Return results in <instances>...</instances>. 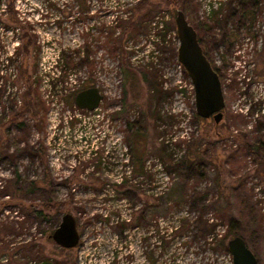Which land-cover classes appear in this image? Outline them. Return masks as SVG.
Wrapping results in <instances>:
<instances>
[{"label": "rangeland", "instance_id": "1", "mask_svg": "<svg viewBox=\"0 0 264 264\" xmlns=\"http://www.w3.org/2000/svg\"><path fill=\"white\" fill-rule=\"evenodd\" d=\"M217 1L208 20L204 0H0V227L16 228L0 232V263L233 264L222 242L234 218L264 264V148L245 146L264 144V0ZM179 9L220 73V123L197 114L175 59L165 29ZM94 86L104 101L80 109ZM32 180L64 202L48 218L33 214L48 193ZM67 213L81 234L71 249L49 238ZM32 239L46 259L30 257Z\"/></svg>", "mask_w": 264, "mask_h": 264}, {"label": "water", "instance_id": "2", "mask_svg": "<svg viewBox=\"0 0 264 264\" xmlns=\"http://www.w3.org/2000/svg\"><path fill=\"white\" fill-rule=\"evenodd\" d=\"M175 33L177 60L193 83L197 114L203 118L213 117L216 123H220L226 105L221 76L206 54L198 30L181 9L175 17ZM103 98L99 87H89L76 94L75 104L81 109L95 110ZM51 237L60 247L71 249L78 246L81 234L77 219L70 213L63 215ZM227 246L233 264H258L257 256L243 236L232 237Z\"/></svg>", "mask_w": 264, "mask_h": 264}, {"label": "trees", "instance_id": "3", "mask_svg": "<svg viewBox=\"0 0 264 264\" xmlns=\"http://www.w3.org/2000/svg\"><path fill=\"white\" fill-rule=\"evenodd\" d=\"M167 1L171 2V0H167ZM144 2H145V0H144ZM260 2H261V0H254V1H252V4H254V5L257 6V4H259ZM128 12H129V9H127L126 11H122L121 12V15L119 13L117 15V21H118L119 18H123V15H125V16L127 15L128 16ZM245 15H247V13L244 14L243 17H245ZM200 28H203L204 30L206 28V30H207L209 27H208V24L202 23V24H200ZM165 31H166L167 34H169V31L170 32L172 31V33H174L175 43H173L172 49L174 51L175 59L177 60V46H178V41H177V36L175 34V25L173 24V22L172 23H168V26L166 27ZM199 40H200V42L202 44V41H201L200 38H199ZM28 82L30 84V80ZM33 89H35V88H33V85L30 84L29 87H28L27 93L30 94L33 91ZM162 93H165V92L162 91ZM255 104L256 105H259V102H255ZM31 110H32L31 109V104L29 102H26L25 107L22 108V110L17 113V116L20 117L25 112H30ZM261 110L262 109L260 108L259 111H261ZM253 112H254V109H253L252 113ZM18 125L21 128H23L24 123L23 122H20V123H18ZM245 146H246V149L250 153H253V154L256 153L257 148H260V147L264 148V144H261L259 147H255V146L250 145V144H246ZM20 151H22V150H20V149L17 150V152H20ZM38 152L39 151H36V153H38ZM36 153H34L33 156ZM171 156L172 155H170V158L172 160H174V158L171 157ZM30 183L32 184V188H31L32 191L38 192V193L41 192L43 194L48 193V194H46L44 200L42 201V204H41L42 208H35V209H33L34 216H36L37 218H42V219L48 218L49 216H48V214H46V211H49V212L50 211H53L58 206L63 205L64 202H60L59 200H56L55 197H54V195H53V193H51V192H49L47 190V186H46L47 181L46 180H42L39 183H38V181L32 180ZM40 183L42 184V186L39 185ZM128 183H129V180L123 179V181L121 182L120 186H124V185L126 186V184H128ZM0 193H1L0 195H4L5 194L3 192V190ZM216 219H218L217 216H216ZM228 220H229V225H231V226L228 229V231H227V233L225 235V238L223 239L224 241L222 242V246H223L224 250H226V251H228V246H227V242H226L227 237L229 235H231V234H233L234 236L241 235V233H240L241 231L237 230V228L235 227L236 219H234V218H228ZM212 221L213 222H211L209 225L211 227V231L213 232L214 229H216L217 223H214L215 219H212ZM211 231H210V233H212ZM0 232H3V233H5V232L6 233H8V232H14V233H16L15 225H9L7 223L6 224H3L0 227ZM49 238H51V235H49ZM0 243H1L0 244V249L5 250L7 248V244L3 242V240H2L1 237H0ZM23 247L30 254V257L31 258H35V259H38V260L39 259H43V260L46 259V258H43L44 257L43 252L39 248L37 249L38 244H37V242L35 240L32 239V240L24 243V246ZM47 259H48L47 261H45V260L43 261V264H68L67 262L59 261V260H56V259H53V260H50V258H47Z\"/></svg>", "mask_w": 264, "mask_h": 264}, {"label": "flooded vegetation", "instance_id": "4", "mask_svg": "<svg viewBox=\"0 0 264 264\" xmlns=\"http://www.w3.org/2000/svg\"><path fill=\"white\" fill-rule=\"evenodd\" d=\"M211 18V17H210ZM209 18V19H210ZM208 19V20H209ZM229 25V24H228ZM232 30V29H231ZM231 30H226V32H227V36L229 37V38H234V36L236 35V37L238 38V34H234V35H232V31ZM229 31V32H228ZM261 36L263 37L264 35H262L261 34ZM233 40V39H232ZM238 43V40L237 39H234L233 40V46L235 47V45ZM207 53V52H206ZM237 55H238V52H237ZM208 57L210 58V60L212 61V62H215V61H213L212 59H211V56L208 54ZM220 74V73H219ZM102 92V91H101ZM102 94L104 95V93L102 92ZM104 98H105V95H104ZM104 98H103V100H102V102L104 101ZM101 102V103H102ZM101 105V104H100ZM100 107V106H99ZM98 107V108H99ZM97 108V109H98ZM81 109V108H80ZM82 110H85L86 111V109H82ZM96 110V109H95ZM109 135H111V134H109ZM108 135V136H109ZM112 137V136H111ZM110 143H113V139L112 140H110L109 141ZM112 147V146H111ZM111 147L107 150V153H108V159H109V163H108V168H110L111 170L110 171H112L111 173H113V167H114V165H113V163H112V161H113V159H114V157H113V151H111ZM95 167V166H94ZM90 176H95V177H105V176H108L109 175V171H107V173L106 174H103L102 173V170H95V171H92V174L90 173L89 174Z\"/></svg>", "mask_w": 264, "mask_h": 264}, {"label": "built area", "instance_id": "5", "mask_svg": "<svg viewBox=\"0 0 264 264\" xmlns=\"http://www.w3.org/2000/svg\"><path fill=\"white\" fill-rule=\"evenodd\" d=\"M205 1V3H204V7H203V9H204V11H202L203 12V14L206 16V19H209L210 18V16L212 15V13L214 12V11H216L215 9H217L219 6H220V4H222L223 2L222 1H217V0H204ZM176 34V33H175ZM178 41V40H177ZM238 44V43H237ZM236 44V45H237ZM235 45V46H236ZM237 49H238V45H237ZM236 52H238L237 50H236ZM242 51L241 50H239V52L238 53H241ZM238 60V59H237ZM240 64H241V61L239 60L238 61ZM179 63V62H178ZM179 65L182 67V65L179 63ZM183 68V67H182ZM259 87L261 88V89H263L264 88V84H262V83H259ZM255 102H262V100L261 99H259V98H257L256 100H255ZM260 109V108H259ZM258 109V110H259ZM257 110V111H258ZM263 110H264V108H263ZM228 254L229 255H231L230 253H229V251H228ZM8 260V258H5V257H2V259H1V262H6ZM233 260V259H232ZM0 264H2V263H0Z\"/></svg>", "mask_w": 264, "mask_h": 264}]
</instances>
